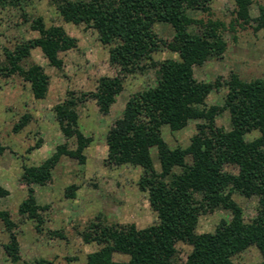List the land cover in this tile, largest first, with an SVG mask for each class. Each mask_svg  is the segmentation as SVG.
<instances>
[{"label": "trees", "instance_id": "obj_1", "mask_svg": "<svg viewBox=\"0 0 264 264\" xmlns=\"http://www.w3.org/2000/svg\"><path fill=\"white\" fill-rule=\"evenodd\" d=\"M29 0H0V8H22ZM64 22H82L93 29L99 42L107 45L108 63L115 74L101 78L94 91L66 90L64 98L52 107L54 119L64 138L54 151L37 165H23L20 181L26 196L17 205L19 217L34 222L41 230V212L31 184L44 185L61 156L83 164L84 148L90 141L78 127L77 108L94 100L98 110L107 114L115 96L122 89L126 75L156 68L155 83L132 93L124 102L121 114L114 118L105 135L106 156L103 166L129 164L140 168L137 187L147 193L156 220L143 228L133 223L90 221L78 235L84 243L98 248L86 255V264H234L231 257L250 245L258 250L264 264V77L242 80L235 73L221 82L197 80L193 66L222 54L225 41L218 21L194 19L195 11L207 12L211 0H52ZM235 19L264 33V5L250 14L252 0H234ZM25 14H22L24 17ZM25 20V17H24ZM160 23L172 29L170 41L154 30ZM36 35L19 39L11 48H3L0 75H17L29 85L34 99L45 97L49 77L38 64L27 68L21 61L30 50L38 48L48 65L62 68L59 53L76 46L60 25L45 26L37 16L29 20ZM167 48L178 59L154 61L152 52ZM226 89L221 105H205L210 91ZM226 111L229 129L215 124V116ZM32 119L23 113L12 126L22 129ZM196 120V133L186 147H170L162 136V127L178 131ZM256 130L259 136L245 140ZM73 141V148L68 142ZM37 139L33 146L40 145ZM151 150L155 151L159 169H155ZM190 157V162L185 157ZM234 166L236 173L225 170ZM256 196L258 214L244 221L240 206L232 194ZM7 191L0 187V197ZM221 208L229 212L228 220H219L212 233L195 230L198 217ZM0 221L8 234L2 245L11 260L19 259L18 243L13 232L16 223L9 212L0 210ZM60 235L56 231L50 232ZM190 246L185 259L176 261V243ZM124 254L125 261L112 259ZM38 260L37 264H50Z\"/></svg>", "mask_w": 264, "mask_h": 264}, {"label": "rangeland", "instance_id": "obj_2", "mask_svg": "<svg viewBox=\"0 0 264 264\" xmlns=\"http://www.w3.org/2000/svg\"><path fill=\"white\" fill-rule=\"evenodd\" d=\"M257 5H264V0H252L251 16L256 14ZM234 10V0H211L207 12L190 14L203 23L218 21L225 41L220 57H210L193 66L197 80L212 82L218 78L221 82L230 73L237 74L242 80L264 77V33L237 21ZM22 14H25V20ZM37 16L42 18L45 26L60 25L75 38L76 46L59 53L61 69L48 65L38 48L31 49L29 56L21 61L24 68L32 63L38 64L48 75V88L42 99H34L28 83L17 75H0V187L7 191L5 196L0 197V210L8 211L16 223L13 232L18 243L19 259L11 261L3 251L2 245L8 241V234L1 221L0 256L11 264H37L38 260H48L50 264H86V255L98 246L94 242L84 243L78 233L90 221L133 223L136 228H143L156 220L149 207L147 193L137 187L140 168L129 164L103 166L105 135L112 120L121 114L124 102L132 93L155 83L156 68L147 67L143 72L126 75L122 89L107 114L100 113L92 99L77 108L78 127L90 138L83 150L85 160L83 164H78L75 159L61 156L47 183L31 184L37 204L47 206L41 212V230L36 231L34 222L17 214V205L26 196V186L20 181L22 166L37 165L64 141L52 107L64 98L66 90L94 91L99 79L115 74V68L108 63V46L102 45L96 32L82 22H64L52 0H29L22 8H0V62L3 61V48H11L19 39L36 35L29 29V20ZM154 30L162 39L171 40L172 29L168 25L157 23ZM151 57L154 61L178 59L177 53L164 47L152 52ZM225 91L222 86L210 91L204 100L205 105H221ZM23 113H29L32 119L22 129L13 132V124ZM197 123L191 120L178 131H170L163 126L162 136L170 147H186L190 137L196 133ZM215 124L228 130V113L223 111L216 115ZM258 136L259 133L254 130L246 133L244 139L252 140ZM37 139H41L40 145L28 149ZM68 146L74 147L72 140ZM151 156L158 170L154 150H151ZM185 161L190 162V157L186 156ZM225 170L237 172L230 165L225 166ZM232 198L240 206L244 221L248 222L258 214L256 196L245 198L233 193ZM229 217L228 211L216 208L198 217L195 230L201 234L212 233L219 220H228ZM51 231L61 236L53 235ZM175 246L176 261L181 263L190 246L181 242ZM127 258L124 254H112L115 261ZM231 260L234 264H257L261 257L256 247L250 245L232 256Z\"/></svg>", "mask_w": 264, "mask_h": 264}, {"label": "crops", "instance_id": "obj_3", "mask_svg": "<svg viewBox=\"0 0 264 264\" xmlns=\"http://www.w3.org/2000/svg\"><path fill=\"white\" fill-rule=\"evenodd\" d=\"M0 264H11L6 258L0 256Z\"/></svg>", "mask_w": 264, "mask_h": 264}]
</instances>
